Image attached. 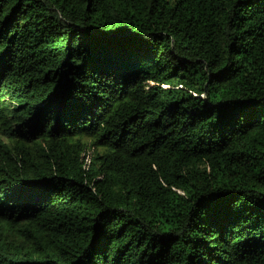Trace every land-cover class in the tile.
Wrapping results in <instances>:
<instances>
[{"label": "trees", "instance_id": "1", "mask_svg": "<svg viewBox=\"0 0 264 264\" xmlns=\"http://www.w3.org/2000/svg\"><path fill=\"white\" fill-rule=\"evenodd\" d=\"M0 264H264V0H0Z\"/></svg>", "mask_w": 264, "mask_h": 264}]
</instances>
